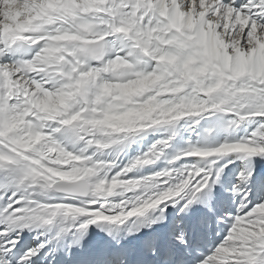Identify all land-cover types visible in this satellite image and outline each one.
I'll use <instances>...</instances> for the list:
<instances>
[{"label":"bare ground","instance_id":"1","mask_svg":"<svg viewBox=\"0 0 264 264\" xmlns=\"http://www.w3.org/2000/svg\"><path fill=\"white\" fill-rule=\"evenodd\" d=\"M70 1L81 9L72 14L67 0H0V145L34 159L46 175L42 181L27 171L0 173V264H10L9 252L30 229L36 231L33 250L44 248L53 233L51 220L44 223L43 218L54 214L55 206L66 207L67 216L84 215L71 217L66 227L100 220L115 222L114 228L125 223L107 237L106 245L124 241L127 230L139 223L148 230L159 229L146 238L159 254H169L197 235L217 244L203 264H257V259L264 264V112L253 114L256 122L177 118L149 122L150 126L124 122L123 116L115 119L107 115L110 108L101 116H86L78 112L77 103H70L72 92L63 89L65 83H58L63 76L52 68L56 52L62 58L72 52L71 60L87 68L96 66L95 55L102 54L104 65L113 62L106 88L120 104L172 78H182L185 89L190 86L196 103L203 90L200 76L216 78L217 92L264 98V0ZM99 2L102 15H92ZM50 5L56 17L47 13ZM46 14L50 17L44 20ZM98 20L104 24L97 26ZM134 22L146 39L151 38L148 29L156 32L151 46L137 37ZM58 26L62 32L56 31ZM121 31L130 34L137 49L119 36ZM21 37L39 44L27 65L10 54L11 43ZM71 39L76 43L61 46ZM138 59L145 61L140 64ZM21 89L30 93L32 104ZM86 99L92 100L88 94ZM33 106L37 110L30 116ZM62 114L64 122L57 121ZM89 116L96 122H84ZM251 132L253 137L246 140ZM162 140L167 143L162 145ZM156 148L158 155L153 153ZM183 150L189 153L180 154ZM80 179L91 184L87 198L50 193L54 181ZM197 194L201 199L193 205ZM37 201L40 204L34 205ZM164 219L168 229L162 228ZM164 237L169 240L166 245L161 243ZM68 240L73 251L81 232ZM58 248L56 242L50 246ZM55 262L54 258L48 264Z\"/></svg>","mask_w":264,"mask_h":264},{"label":"rangeland","instance_id":"2","mask_svg":"<svg viewBox=\"0 0 264 264\" xmlns=\"http://www.w3.org/2000/svg\"><path fill=\"white\" fill-rule=\"evenodd\" d=\"M144 29H146V28H144ZM59 32H62V30L60 29ZM148 32L151 33L152 30L148 29ZM152 33H151V35H152ZM152 37H153V35H152ZM151 38H148L146 40H145V38H143L145 40V42L149 44V46L152 43ZM61 46H64V44H62V42H61ZM164 49H165V46H163L162 50H164ZM72 54L73 53H71L70 55H72ZM63 58H64V56H63ZM67 58H69V57H67ZM174 58H178V56H175ZM139 60H140L139 63L142 64L143 60H141V59H139ZM102 62H104V60H101V61L99 60V64L101 66L104 65ZM24 65H27V64L25 63ZM96 67L98 68L99 66L96 65L94 67L89 68V70H86L87 67L85 68L84 72L88 73L90 75L89 77H86L87 79L84 77V75L79 77L77 75V73H74L73 71L70 70L68 72V79H66V82H64V83H66L65 84L66 86H69V89H71L72 91H75L74 93L72 92V96L75 99L72 97V99H74V100L71 99L70 103L71 104L77 103L80 106L78 109V112L79 111L84 112V114L86 116L87 115H94V114L101 116L102 113L97 112L98 110L104 111L105 108H110L107 115H111L115 119H117L118 116H123L124 122H131L135 125H137L138 122H145L144 126H150L149 122H156V123H152V124H157V122H177L176 121L177 118L181 122H205L206 119H207L206 122H210L209 121L210 117L215 122H218V121H216L218 117H219V122H256L255 118L253 117V114L260 112V111L264 112V98L263 97L258 98V96L255 94H251V95L242 97V96L234 94L232 92H230V94H231L230 95V94H226L229 91H227L225 93V91L223 89L222 90L219 89L220 91L217 92L214 89L215 87H217V86H215L216 78L209 80L207 77L203 78L202 76L198 77V82L201 85V88L203 87L202 88L203 90H200L198 92V95L196 96L197 97L196 103H195L196 100H194L193 97L191 98V96H190L191 94H193L191 92L190 86H187V88L185 89V86L183 85L184 83L181 81L182 78H177V79L174 78V80L172 78V79H167L165 83L156 85V87H154L153 90L149 94H145L141 97L135 96L137 98H134V99L129 96V99L130 98L131 99L128 100L127 103L124 102V104H123V102H121V104H120L119 101L117 99H115L114 96L109 92V90H106L107 95H106V92H104V90H103V88H106L105 82H106L107 78L110 77V74H108V76H107L106 75L107 73H104V74L100 73V69H97ZM90 70H91V72H90ZM76 78H79V79L81 78L80 79V81H81L80 85L81 86L79 88L76 86L77 81L79 79L76 80ZM89 80H90V82H89ZM84 81H85V83H84ZM75 82H76V84H75ZM35 84H38V82ZM166 86H167V88H166ZM38 87H40V86H38ZM84 87H86V88H84ZM94 88H96V89H94ZM220 88H223V86H220ZM102 90H103V93H102ZM84 91H87V92L85 93ZM87 94H88V96L90 95L92 98V100H90V102H88L86 99ZM224 95H226V96H224ZM105 96H106V98H103ZM77 97H78V99H77ZM225 97H227V99L229 97L230 98H229V100H227V99H225ZM247 98H249V99H247ZM221 100L225 104L224 107H223V105L221 107V104H223V103H220ZM248 100H249V102H248ZM255 100L258 102H256ZM90 103H92V104H90ZM195 104H197L198 106ZM210 106H212V107H210ZM93 107H95V108H93ZM193 107L195 108L196 111L194 110ZM213 107H214V109H213ZM197 110L199 112H197ZM33 111H35V110H33ZM209 111H212V112H209ZM229 113H230V116L228 115ZM248 114H250V115H248ZM59 116L56 117V120L60 121V122L61 121L64 122L63 121L64 115L62 114ZM72 116L73 115H71L70 118ZM197 116H201V117H203V119L197 121L196 120ZM41 117H42L41 115H38V118H41ZM221 117H223V118H221ZM189 118H191V119H189ZM225 118L228 120H224ZM42 122H45V121H42ZM84 122H96V121L94 118L89 116L88 118L86 117L84 119ZM97 122H102V120H99ZM252 127H253V125H252ZM206 128L207 127H205L204 130H206ZM184 129H187V128L185 127ZM252 132L250 133L248 139H246V140H250V138L253 137L254 133H252ZM176 138H177V136H175L174 139H176ZM154 142H155V140L151 141L152 146H155ZM166 143H167L166 140L161 141L162 145H165ZM151 151H152V149L147 150L146 154H149ZM153 153H154V155H158L159 154L158 148H156ZM183 153H189V152L180 151V154H183Z\"/></svg>","mask_w":264,"mask_h":264},{"label":"water","instance_id":"3","mask_svg":"<svg viewBox=\"0 0 264 264\" xmlns=\"http://www.w3.org/2000/svg\"><path fill=\"white\" fill-rule=\"evenodd\" d=\"M55 189L57 190H65L69 193H73L77 196H87L90 191V185L87 181L81 180L76 183H64V182H57L55 184Z\"/></svg>","mask_w":264,"mask_h":264}]
</instances>
